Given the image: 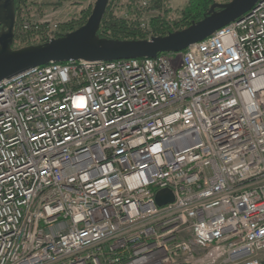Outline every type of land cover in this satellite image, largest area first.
I'll use <instances>...</instances> for the list:
<instances>
[{
  "label": "built area",
  "instance_id": "built-area-1",
  "mask_svg": "<svg viewBox=\"0 0 264 264\" xmlns=\"http://www.w3.org/2000/svg\"><path fill=\"white\" fill-rule=\"evenodd\" d=\"M0 264H264V3L182 53L3 80Z\"/></svg>",
  "mask_w": 264,
  "mask_h": 264
},
{
  "label": "water",
  "instance_id": "water-1",
  "mask_svg": "<svg viewBox=\"0 0 264 264\" xmlns=\"http://www.w3.org/2000/svg\"><path fill=\"white\" fill-rule=\"evenodd\" d=\"M110 0H96L86 24L56 39L14 49L17 0H0V83L28 69L70 61L110 62L155 59L160 54L182 53L189 46L248 14L260 0H231L211 5L203 19L165 36L146 40L100 38L98 32ZM174 201L170 190L156 194L158 206Z\"/></svg>",
  "mask_w": 264,
  "mask_h": 264
},
{
  "label": "rangeland",
  "instance_id": "rangeland-1",
  "mask_svg": "<svg viewBox=\"0 0 264 264\" xmlns=\"http://www.w3.org/2000/svg\"><path fill=\"white\" fill-rule=\"evenodd\" d=\"M191 0H111V6L108 10V18H115L116 20H121L123 16L125 17L126 7L128 8L129 3L134 5L136 2L137 6L142 10H145V15L141 16L137 20L136 17L132 18L134 23H139L140 28L147 32V36L150 39L153 37L154 32L150 27V21L152 17L161 16V19L174 20L179 25L185 26L188 22L193 23L203 19L205 13L209 10L212 4L230 2L231 0H212V3L208 5L207 10H195V14L186 16L184 15L185 10L188 8ZM110 2V1H109ZM96 0H20L16 3V22L18 27L22 32H27L23 29L25 24L34 25H52L57 24L59 26L68 25L78 26L83 20L87 22L89 19ZM156 6L155 9H148V7ZM109 6V5H108ZM134 10V9H133ZM136 11V10H135ZM203 11V12H202ZM107 12V11H106ZM135 15V12L130 11ZM106 15V14H105ZM200 19L197 20L199 18ZM129 16V15H128ZM197 17V18H196ZM196 19V20H195ZM85 22V24H86ZM84 24V25H85ZM190 24V25H191ZM17 26V24H16ZM81 27V26H80ZM189 27V26H187ZM185 27V28H187ZM16 28V27H15ZM79 28V27H78ZM77 28V29H78ZM183 28V29H185ZM182 29V30H183ZM76 30V29H75ZM180 31V30H177ZM35 32V31H28ZM72 32V31H71ZM37 33L40 34L41 38L44 37L43 29L41 28ZM41 39L34 37L36 43L29 44L26 46H18L15 44L14 39V49H20L27 46L38 45L45 42H41Z\"/></svg>",
  "mask_w": 264,
  "mask_h": 264
},
{
  "label": "trees",
  "instance_id": "trees-1",
  "mask_svg": "<svg viewBox=\"0 0 264 264\" xmlns=\"http://www.w3.org/2000/svg\"><path fill=\"white\" fill-rule=\"evenodd\" d=\"M212 3V0H191L189 3L188 8L185 10L184 15L186 16H190L195 14V10H207L208 5ZM111 4V0L109 2V6H108V10L110 8ZM134 5H131V3H129L128 8L126 7V13H125V17L123 16V18L119 21L116 20L115 18H108V10L106 12V15L102 21L100 30L98 32V35L100 38H105V39H113V40H146L149 37L147 36V32H144L141 28H140V24L134 23L132 21L133 17H136L137 20L139 18H141V16L145 15V10H142L140 7L137 6V3L134 2ZM156 6H151L148 7V9H155ZM134 9V10H133ZM136 10V11H135ZM132 12H135V15H133ZM202 11V12H203ZM129 15V16H128ZM197 18V17H196ZM200 19V15L199 18L197 20ZM196 20V19H195ZM86 20L82 21L78 26H68V25H61L59 26V32L61 35H64L68 32L74 31L75 29H77L80 26H83L85 24ZM17 26L15 28V44L18 46H26L29 44H33L36 43L34 41V37H37L39 39H41V42H45V38L40 36L39 33H37V31L35 32H22L19 27H18V23L16 22ZM191 22H188L185 26H177L179 25L178 23H176V21L174 20H165V19H161V16H156V17H152L151 21H150V27L152 28V31L154 32L153 36H165L169 33L175 32L177 30H182L183 28L190 26ZM15 48V47H13Z\"/></svg>",
  "mask_w": 264,
  "mask_h": 264
},
{
  "label": "flooded vegetation",
  "instance_id": "flooded-vegetation-1",
  "mask_svg": "<svg viewBox=\"0 0 264 264\" xmlns=\"http://www.w3.org/2000/svg\"><path fill=\"white\" fill-rule=\"evenodd\" d=\"M18 1H20V0H17V3H18ZM224 3H227V2H222V3H219V4H224ZM206 14V13H205ZM194 22V21H193Z\"/></svg>",
  "mask_w": 264,
  "mask_h": 264
},
{
  "label": "bare ground",
  "instance_id": "bare-ground-1",
  "mask_svg": "<svg viewBox=\"0 0 264 264\" xmlns=\"http://www.w3.org/2000/svg\"><path fill=\"white\" fill-rule=\"evenodd\" d=\"M264 3V0H261V4Z\"/></svg>",
  "mask_w": 264,
  "mask_h": 264
}]
</instances>
